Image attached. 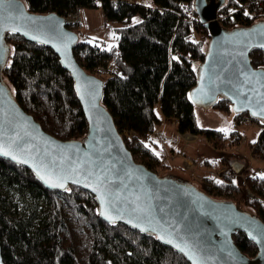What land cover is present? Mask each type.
Wrapping results in <instances>:
<instances>
[{
    "label": "trees",
    "instance_id": "1",
    "mask_svg": "<svg viewBox=\"0 0 264 264\" xmlns=\"http://www.w3.org/2000/svg\"><path fill=\"white\" fill-rule=\"evenodd\" d=\"M31 14H57L66 18L76 8L97 9L104 21L121 24L116 47L80 39L73 48L76 63L86 74L105 83L102 105L114 121L133 161L154 173L161 162L145 144L164 120L175 121L180 135L204 138L216 150L239 146L237 130L229 133L200 127L190 92L196 86L197 67L208 45V31L186 19L194 0H20ZM246 0H226L221 13L226 31L250 28L247 16L236 12ZM151 5L148 7L147 5ZM230 9H236L231 11ZM134 16L140 23L130 25ZM73 31L72 28H69ZM9 63L1 81L13 99L32 116L45 133L62 141H80L87 133L74 83L53 52L11 33L4 36ZM178 57L173 60L172 57ZM252 67L264 70V52L249 55ZM100 67H111L110 76H97ZM213 110L233 115L234 122L250 119L262 126L250 144L252 156L264 162V123L244 113H232L231 105L218 99ZM223 161V159H222ZM230 168L215 183L207 180L199 191L213 197L229 196L230 202L249 209L264 223V180L248 177L253 197L244 193ZM69 216L75 222L74 243ZM237 250L256 257V246L246 235L233 236ZM0 247L4 264H189L175 251L162 246L153 235L139 234L121 224L99 218L95 198L75 186L49 192L28 169L0 159Z\"/></svg>",
    "mask_w": 264,
    "mask_h": 264
},
{
    "label": "water",
    "instance_id": "2",
    "mask_svg": "<svg viewBox=\"0 0 264 264\" xmlns=\"http://www.w3.org/2000/svg\"><path fill=\"white\" fill-rule=\"evenodd\" d=\"M225 1L193 2L194 14L208 31L209 42L202 63L197 67L196 86L190 98L195 106L204 108L223 99L231 105L233 113H246L251 119L264 123V116L260 114L264 107V70L255 69L249 60L253 50L264 52V48L258 47L264 43V34H261L264 22L226 31L216 18ZM14 27L20 28L14 34L29 44L45 46L59 58L61 67L73 80L88 128L80 141L55 139L22 110L0 78V142L10 146L18 157L13 160L0 154V159L29 169L49 192H62L73 186L81 188L95 198L99 218L105 223L121 224L139 234L153 235L162 246L180 254L189 264H264V223L261 220L231 202L214 201L171 175L159 178L157 173L133 161L114 121L101 104L105 83L101 78L86 74L73 57L79 38L67 27L64 18L57 14H31L22 1L11 0L9 4V0H5L0 7V29L3 30L0 76L9 52L4 36L13 33L10 30ZM244 32L249 35H233ZM253 112L257 115H252ZM24 160L27 163L21 162ZM231 170L235 174L242 172L237 163ZM89 172L106 178L102 192L92 191L96 185L94 178L86 180ZM58 177L65 185L63 188L51 186ZM85 183L91 186L85 187ZM101 195L103 204L99 199ZM238 232L256 246V257L248 258L234 246L233 236ZM168 240L172 243H167ZM0 264H4L1 247Z\"/></svg>",
    "mask_w": 264,
    "mask_h": 264
},
{
    "label": "rangeland",
    "instance_id": "3",
    "mask_svg": "<svg viewBox=\"0 0 264 264\" xmlns=\"http://www.w3.org/2000/svg\"><path fill=\"white\" fill-rule=\"evenodd\" d=\"M129 1L133 2L135 0H129ZM79 12L85 15V19L80 17L79 14L80 25L76 27H70V26L69 27L73 29V32L75 33V35H78V38L81 41L91 42L102 46L104 45L106 46L107 50L110 45L116 47L117 33L115 31L116 29L120 28L121 24H117L116 22L106 23L104 21L103 14L100 9V5L98 6L97 9H88V8L80 9ZM135 21H139V23L141 22L138 16H134L130 21L131 22L130 25L138 24ZM8 57H9V53H7L6 55L5 64L9 63ZM104 76L107 77L108 75L106 74ZM195 117L200 127L207 129L224 128L228 130L225 133H229L231 131L237 130L240 137H242V140L239 146H234V148H228L224 151L216 150L211 146V149L214 150L217 154L210 153L212 155L210 156L209 149H207V147H205L204 144L205 143L204 140L206 139H204L202 141L201 149H204L203 152L206 155V159L211 160V166L209 167V169H207L206 166H203L204 161H200V159L198 158V160H193V161L189 160L190 161L189 164L192 167L185 166L184 169L188 170L194 167L203 166L205 171L211 172L210 174L212 175V181L217 183V179L219 178V176L225 173L227 168L231 169V167L235 163H237L241 166L242 172L240 174H237L236 181L246 195H248L249 197H253V193L249 189L250 187H249V182H247V179L248 177H252L255 174H264V162L252 156L250 144H254L253 141H255L256 143L259 137L258 135L262 130V126L259 123L252 122L250 119H246V118L238 120V122H234L232 114H227L223 112L221 113L216 110H213L212 108H204L201 106L195 107ZM161 167L162 169L159 168L156 172L159 178L160 177L164 178L166 176L172 175V174L168 175L167 173H165L162 165ZM203 172L204 171H202V173ZM179 176L182 177V174ZM193 180L197 181V179H195L193 175L192 176L190 175V179L189 178L186 179L185 182L190 184L192 188L194 187L197 190L200 189V185L203 183L209 185L207 180H200L196 183ZM212 199L218 202H226V201L230 202L231 198L229 196H226L222 198L213 197ZM240 210H242L245 213H250L253 215V213L245 207H242ZM67 218L69 219V225L71 227L73 241L75 243L77 242V232H75L76 224L74 221L71 220L69 216H67Z\"/></svg>",
    "mask_w": 264,
    "mask_h": 264
},
{
    "label": "crops",
    "instance_id": "4",
    "mask_svg": "<svg viewBox=\"0 0 264 264\" xmlns=\"http://www.w3.org/2000/svg\"><path fill=\"white\" fill-rule=\"evenodd\" d=\"M145 1L135 0L133 2L141 4ZM80 17L85 19V15L82 13H80ZM188 136L178 134L174 120L168 122L163 120L155 129V132L147 137L145 144L158 162H161L164 172L168 175L172 174L173 177L183 181L190 179V175H193L197 179V181L193 180L195 183L200 180H212L211 172L205 171L203 167L206 166L209 169L211 166V160L206 159V155L203 152L204 149H201L204 138H198L194 135H190L188 138ZM204 141L205 147L209 149V154H217L211 149V145L206 140ZM210 156L212 155L210 154ZM198 158L200 161H204L202 167L184 169L185 166L189 167V160H198ZM202 171L204 172L202 173ZM181 174L183 178L179 176Z\"/></svg>",
    "mask_w": 264,
    "mask_h": 264
},
{
    "label": "snow or ice",
    "instance_id": "5",
    "mask_svg": "<svg viewBox=\"0 0 264 264\" xmlns=\"http://www.w3.org/2000/svg\"><path fill=\"white\" fill-rule=\"evenodd\" d=\"M4 3H5V0H0V7H2L3 5H4ZM11 3V0H9V4ZM148 7H151V5L149 4V5H147ZM244 15L245 16H249V13L247 12V11H245L244 12ZM28 19H31L30 17L28 18ZM136 23H139V21H135ZM2 29H0V39H2ZM10 31H12L13 33H15V32H19L20 31V28L19 27H14V28H12ZM237 34H240V35H244V36H248L249 35V33L248 32H244V33H234L233 35H237ZM261 34H264V26H261ZM24 35H27V32H25L24 33ZM33 39H36V37H32ZM114 38H116V37H114ZM118 39V38H117ZM41 42H43V41H41ZM113 46L112 45H110L109 46V48H108V50H111V48H112ZM258 47H260V48H264V43H260L259 45H258ZM59 50V49H58ZM241 55H244V53H241ZM172 59L173 60H178V57H176V56H173L172 57ZM250 75H252V76H254L255 75V73H251ZM201 79H203V76L201 77ZM248 78L246 77V80H247ZM92 83H95V82H92ZM240 109H236V111H239ZM260 114L262 115V116H264V107H262L261 108V112H260ZM252 115H257V113L256 112H253L252 113ZM218 131H221V132H227L228 130L227 129H224V128H221V129H217ZM253 143H255V141H253ZM0 154H2V155H4V156H10L13 160H17L18 159V157L15 155V154H13V152L11 151V147L10 146H6L4 143H2V142H0ZM22 163H27V161L26 160H24V161H21ZM73 171L75 172L76 171V169H73ZM259 175V178L260 179H262V180H264V174H258ZM92 178H94V183H95V185L96 186H93L92 187V191L93 192H102L103 191V188H104V184H105V177H103L101 174H94V173H92V172H89V173H87V175H86V180L87 179H92ZM59 180H60V178L58 177L57 178V180H56V182H52L51 183V186L52 187H60V188H63L65 185L63 184V183H60L59 182ZM49 181L51 182V178L49 177ZM74 183H76V182H78V181H76V180H74L73 181ZM217 183H220L219 181H217ZM84 186L85 187H90L91 185L89 184V183H85L84 184ZM99 199L101 200V203L103 204L104 203V198H103V195H101L100 197H99ZM108 219H112V217L111 216H109L108 217ZM141 231H144V229L143 228H141ZM158 238H161L162 239V237H158ZM252 239H256V237L255 236H252L251 237ZM167 243H169V244H171L172 243V241L171 240H168V241H166ZM258 243H259V241H257ZM176 247H179V245H176ZM180 251H184V249L183 248H180ZM187 254V253H186Z\"/></svg>",
    "mask_w": 264,
    "mask_h": 264
},
{
    "label": "built area",
    "instance_id": "6",
    "mask_svg": "<svg viewBox=\"0 0 264 264\" xmlns=\"http://www.w3.org/2000/svg\"><path fill=\"white\" fill-rule=\"evenodd\" d=\"M115 1V0H114ZM129 1V0H128ZM231 11H236V9H230ZM247 11L249 13V16H247L250 24L255 25L258 23L264 22V0H246L245 3L240 7L236 12H241L244 15V12ZM79 8H76L75 12L67 16L64 21L66 22V25L69 27H76L79 26ZM186 19L188 22L191 23H199V19L192 13L187 11L186 12ZM217 21L222 26L224 20L226 19L225 15L221 13V10L218 11V14L216 16ZM69 27V28H70ZM104 47V45L102 46ZM113 72V69L111 67H100V69L97 70L96 75H108L110 76ZM189 167H192L189 165ZM259 175L255 174L252 176L253 179H258Z\"/></svg>",
    "mask_w": 264,
    "mask_h": 264
}]
</instances>
